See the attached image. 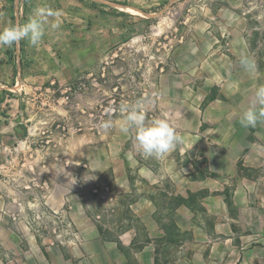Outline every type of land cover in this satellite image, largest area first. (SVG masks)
<instances>
[{"label":"rangeland","instance_id":"rangeland-1","mask_svg":"<svg viewBox=\"0 0 264 264\" xmlns=\"http://www.w3.org/2000/svg\"><path fill=\"white\" fill-rule=\"evenodd\" d=\"M37 7L62 12L41 42L0 47V264H140L151 232L174 264L198 229L222 250L197 264H264V121L239 122L264 85V0H0V30ZM125 102L184 143L142 155L120 131ZM140 196L158 200L157 225L134 212Z\"/></svg>","mask_w":264,"mask_h":264},{"label":"clouds","instance_id":"clouds-1","mask_svg":"<svg viewBox=\"0 0 264 264\" xmlns=\"http://www.w3.org/2000/svg\"><path fill=\"white\" fill-rule=\"evenodd\" d=\"M60 10L49 7H37L34 14L23 24L12 23L0 30V47H11L22 40L30 45H38L45 34L47 18L60 16ZM52 29H58L60 24L52 23ZM241 64L247 70L255 68V62L243 57ZM122 114L120 131L122 133H135L137 149L145 157H162L184 143L183 136L166 119L147 118L146 109L141 102L135 104L122 103L119 107ZM264 121V85L256 88L254 97L240 115V124L244 127H255L258 122ZM101 127H113L111 119L103 121Z\"/></svg>","mask_w":264,"mask_h":264},{"label":"crops","instance_id":"crops-1","mask_svg":"<svg viewBox=\"0 0 264 264\" xmlns=\"http://www.w3.org/2000/svg\"><path fill=\"white\" fill-rule=\"evenodd\" d=\"M186 172H187L186 175H189V174L191 175L195 172V170L193 169V171H190L188 169ZM156 173H157L156 170H151L145 166H141L139 168V175L141 176V178L146 179L147 181L151 182V184L159 183L161 180L160 179L161 177ZM124 176L126 175L125 173H123L120 167L118 171H116V178L118 181L117 188L120 193L129 192L131 189V185H129L130 182L128 178L126 177V181H125ZM178 176L180 178L179 180H182V182L185 180V176L183 175H178ZM209 182H210L209 178H206L205 180H198V181L188 180V183L191 184V185H188L189 186L188 188L189 189L192 188L191 186H194L195 189L206 188L209 186L208 185ZM125 183H127L128 185H126ZM157 203H158V200L155 201V198L153 199V197L151 198L147 196H140L139 199L136 200L135 204L132 205L134 207L132 206L131 207L135 210L134 212L141 218V221L147 223L148 216H150L151 220H153L152 216L159 212V207L157 206L159 204ZM176 211L183 212V213L189 212V210L185 206H181ZM153 223L157 225V222L155 220H153ZM148 236H149V239H148L149 242H147L148 244L147 245L145 244L146 246H141L137 251L140 264H157V263L160 264L161 261L159 259V255L162 249L160 250V247L159 245H157V242L155 241V239L158 237L159 238H162V237L161 235L158 236L156 235V233L153 234L152 232L149 233ZM135 237H137L136 229L128 230L119 235V239L121 240V242L123 241L122 244L130 245V246L133 245L132 243L134 242ZM194 239L195 240L192 246H188L187 248L188 253L190 252V250H192V252L189 254L186 253L188 255L186 256V254L183 255L182 251H180L178 254L181 255L182 253V256H178V258L174 261V264H197V263L204 261L203 254L208 249L214 256L222 250V247H220L221 245L216 243L215 241L212 242L211 245H207L206 242L209 241V235H207V233L201 229H198L194 232ZM184 248H185V245L181 247L182 250H184ZM226 250L229 251L230 247H226ZM198 255L201 256V259L198 257ZM214 256H212V258ZM197 259L198 261H196ZM206 264L208 263L206 262Z\"/></svg>","mask_w":264,"mask_h":264},{"label":"trees","instance_id":"trees-1","mask_svg":"<svg viewBox=\"0 0 264 264\" xmlns=\"http://www.w3.org/2000/svg\"><path fill=\"white\" fill-rule=\"evenodd\" d=\"M1 105H2V103L0 102V107H1ZM131 228H124L123 230H122V233H124V232H126V231H128V230H130ZM133 244V243H132Z\"/></svg>","mask_w":264,"mask_h":264}]
</instances>
